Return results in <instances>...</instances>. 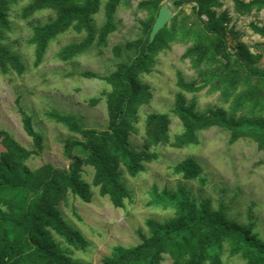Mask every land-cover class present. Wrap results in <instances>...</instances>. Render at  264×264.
Wrapping results in <instances>:
<instances>
[{
    "label": "trees",
    "instance_id": "trees-1",
    "mask_svg": "<svg viewBox=\"0 0 264 264\" xmlns=\"http://www.w3.org/2000/svg\"><path fill=\"white\" fill-rule=\"evenodd\" d=\"M21 0H0V69L22 74L26 65L7 43L12 30V9ZM133 0H32L23 9V20L32 23L30 44L35 46V66H41L50 47L70 32L83 36L80 43L58 52L62 62H75L97 49H108L110 38L119 31L122 8H132ZM225 0H142L135 16L141 21L142 34L113 48L121 59L108 75L83 72L84 78L104 79L107 88L91 97V106L106 101L108 126L97 131L82 126L76 115L51 109L45 113L53 123L66 127L80 139L68 137L64 153L70 160L67 169L51 164L32 170L28 162L44 151V137L33 126V118L20 109L25 132L33 139L34 150L21 146L9 133L0 130V264H85L73 258L70 248L85 251L90 242L82 231L69 225L59 206L68 196L84 202L92 198L91 186L99 196L107 197L116 208H125L133 194L125 172L139 179L146 165L157 160L155 146L184 148L199 144V132L213 129L230 134V144L241 140L256 145L264 153V43L255 47L243 42L231 27ZM167 4L171 20L150 41L160 8ZM190 6L191 10L187 9ZM239 17L258 16L264 12V0H234ZM51 14L46 24L33 23L38 15ZM104 14V24L97 18ZM252 30L264 36V27L251 23ZM230 37L234 41L232 43ZM176 44L186 46L181 61H188L195 72L186 78L176 74L174 105L169 113L153 111L145 121L142 151L130 144L136 133L140 105L149 101L150 87L141 80L152 72L160 53ZM256 51H253V49ZM202 91L219 94L224 105L200 111L195 95ZM186 94L192 95L191 99ZM228 105V106H227ZM182 126L170 140L172 119ZM84 167L93 170L91 183L82 178ZM124 169V170H123ZM173 173L186 181L205 185V169L190 156L173 166ZM157 206L174 211L164 221H146L148 234L140 231L141 243L117 245L103 264H225L226 258H240L243 264H264V238L254 223L241 225L229 218L225 208L213 209L210 201L199 203L184 192L155 194ZM70 247L66 248L65 246Z\"/></svg>",
    "mask_w": 264,
    "mask_h": 264
},
{
    "label": "rangeland",
    "instance_id": "rangeland-1",
    "mask_svg": "<svg viewBox=\"0 0 264 264\" xmlns=\"http://www.w3.org/2000/svg\"><path fill=\"white\" fill-rule=\"evenodd\" d=\"M133 0L132 8H122L118 16L119 31L110 38L109 47L100 55L95 49L75 62H62L58 52L66 46L80 43L83 36L70 32L50 47L44 63L35 66V46L30 44L32 23L23 20V9L32 0H21L12 9V30L7 34V43L22 58L26 70L20 74L12 71L3 74L0 69V130L9 133L21 146L34 150L33 139L25 132L20 109L33 118L34 129L44 137V151L28 162L32 170L45 164L67 169L70 160L64 153V142L68 137L80 139L66 127L50 122L45 113L58 109L61 113L76 115L84 128L105 130L108 126L106 101L96 105L88 103L89 98L98 96L108 84L100 78H84L83 72L108 75L115 70L121 60L114 55L113 48L128 41L138 39L142 34L141 21L146 14L134 15L138 3ZM234 0H225L233 19L231 27L241 40L255 47L264 43V36L256 34L251 23L264 27V12L258 16L239 17L234 13ZM187 9L191 10L188 6ZM51 14L44 13L35 17L33 23L46 24ZM104 14L97 18L98 27L104 24ZM232 43V37H230ZM184 45L176 44L171 50L160 53L151 73L143 74L141 80L150 87L149 101L140 105L136 133L130 135V144L136 151L144 149L143 135L146 116L157 111L169 113L174 105L177 71L186 78L195 72L188 61H181ZM253 51H256L254 48ZM264 52V50H263ZM264 68V58L261 62ZM192 95L186 94L190 100ZM197 108L206 111L224 105L219 94L202 91L195 95ZM228 106V105H227ZM182 131L181 123L172 119L169 137ZM199 144L184 148L169 145L155 146L152 152L157 160L146 165V171L139 179L131 178L125 172V180L133 197L128 199L125 208H116L107 197L99 196L98 189L91 186L92 198L84 202L71 195L59 208L69 225L83 232L90 242L85 251L75 250L73 258L85 264H103L117 245L133 246L141 243L140 231L148 234L146 221L150 218L164 221L174 215L171 209L157 206L155 194L164 192L189 193L199 203L210 201L213 209L225 208L229 218L241 225L254 223L255 231L264 238V153L255 144L241 140L235 146L230 144V134L221 129L199 132ZM4 152L0 144V156ZM194 157L205 169V185L198 181H186L173 173V166L188 157ZM124 170V169H123ZM93 170L84 167L82 178L91 183ZM163 264H172L167 258ZM225 264H243L240 258H226Z\"/></svg>",
    "mask_w": 264,
    "mask_h": 264
},
{
    "label": "water",
    "instance_id": "water-1",
    "mask_svg": "<svg viewBox=\"0 0 264 264\" xmlns=\"http://www.w3.org/2000/svg\"><path fill=\"white\" fill-rule=\"evenodd\" d=\"M173 17V13L167 4H163L160 8L159 15L153 25L151 34H150V41H152L156 34L165 27V25L171 20Z\"/></svg>",
    "mask_w": 264,
    "mask_h": 264
}]
</instances>
